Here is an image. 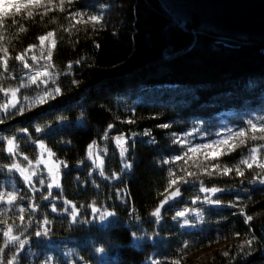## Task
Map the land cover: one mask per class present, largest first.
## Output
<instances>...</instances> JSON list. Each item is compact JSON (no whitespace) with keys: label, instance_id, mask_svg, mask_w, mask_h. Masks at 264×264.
<instances>
[{"label":"trees","instance_id":"trees-1","mask_svg":"<svg viewBox=\"0 0 264 264\" xmlns=\"http://www.w3.org/2000/svg\"><path fill=\"white\" fill-rule=\"evenodd\" d=\"M65 7L103 14V27L97 25L93 30L90 23L77 24L66 12L55 11L43 18L37 15L21 20L25 32L10 22L0 29V47L9 50L8 75L20 77L28 72L15 57L38 44V37L48 31L68 34L75 46L83 44L86 63L80 73H59L63 94L50 104L23 115L0 114L4 121L0 136L20 137V155L14 159L7 156L6 140L0 143V182L8 183L12 176L17 195L27 197L14 206L0 203V229L5 230L8 223L19 224L20 206L26 208L27 223V206L39 205L31 213L33 222L27 230L15 232L28 241L17 253L19 264H171L185 243L189 247L179 253L181 264H264L261 173L241 166L243 176L235 170L225 176H200L207 186L224 189L212 197L220 199V205L201 199L193 203L202 193L199 186L186 184L182 195L164 206L158 221L151 216L168 194L169 168L175 176L181 175L183 166L190 169L180 162L175 166L162 164L179 154L171 133L182 135L200 129L214 137L224 128L264 116V41L184 27L162 0H78ZM0 75H4L2 66ZM73 80L78 83L73 84ZM16 83L19 79L13 82L5 78L0 86L14 87ZM61 116L66 119L59 120ZM109 124L112 129H108ZM161 124L170 128H159ZM36 126L44 131L37 133ZM20 128H29V133L20 132ZM146 129L151 130L155 144L148 143ZM121 134L128 138L124 157L115 141ZM37 140L67 165L61 166L60 187L53 189L48 200L41 199L39 192L32 193L23 179L17 181L15 172L6 167L24 157L36 162L41 152L34 143ZM93 141L106 152L105 176L93 170L87 147ZM252 142L220 157V165L234 169L240 158L248 155L247 148L264 143ZM125 163L131 167L125 169ZM118 191L122 195L118 196ZM41 192L49 195L46 186ZM66 201L79 209L75 221L63 211V207H71ZM52 203L57 205L55 213L51 212ZM91 206L104 207L115 215L99 220ZM188 206L199 212L188 213V225H184V218L172 219ZM248 215L253 220L245 223ZM45 218L47 225H43ZM42 226L48 227L49 233L36 236L34 232ZM236 231L241 233L239 237ZM253 236V246L240 254L239 245ZM4 243L0 234V246ZM212 246L216 247L210 254L197 256L198 251ZM101 248L104 250L99 251ZM225 251L229 257L222 255Z\"/></svg>","mask_w":264,"mask_h":264},{"label":"snow or ice","instance_id":"snow-or-ice-1","mask_svg":"<svg viewBox=\"0 0 264 264\" xmlns=\"http://www.w3.org/2000/svg\"><path fill=\"white\" fill-rule=\"evenodd\" d=\"M74 3H78V0H0V29L7 28L9 22L12 26L18 27L20 32H25L26 28L21 23V20L28 19L32 20L37 15L41 18L48 15L50 12L59 11L61 13H67V17L70 20H73L75 23L91 24L93 30L96 29L97 25L103 27V14H91L82 11H72L69 8H66L65 5H73ZM74 26V25H73ZM70 31V30H68ZM54 33L52 31H48L45 35H40L38 37L41 43V57H37L36 55H32L30 59L33 61V64L30 65L25 59L24 54H18L15 59L20 61L23 64V68L28 69L23 76L17 77L14 75H8L9 69V50L5 47H0V66L3 68V74L0 75V85H2L3 80L5 78L11 79L15 82L19 79V83H16L14 87H5L0 86V93H2V99L5 101L4 103H0V114L7 113L9 115H23L27 111H31L34 108L43 106L45 104H50L51 101L57 99L58 96L63 94L62 88L59 86V73H56L52 70L53 66L49 63V60L52 56V52L49 49L47 52V58L43 56L44 53V42L48 40V38L52 37ZM2 39V37H0ZM52 46L55 47V41H51ZM35 47V45H30L29 49ZM99 47V45H96ZM27 51V50H26ZM43 60V63H41ZM76 63H80V61H76ZM68 68L71 69L72 65L69 64ZM73 84L78 83L73 80ZM33 91L34 95H28L26 93ZM59 120H65L66 117H59ZM4 121L0 119V123ZM129 123H133L134 121H128ZM159 128L168 129L170 128L169 124H161L158 125ZM113 125L109 124L108 129H112ZM20 132L29 133V128H20ZM35 131L37 133L43 132L44 129L40 126L35 127ZM248 131L252 132L251 136H248ZM257 131L260 135H256ZM132 136H135L136 133H132ZM144 135L148 136L150 139L148 143L155 144L156 140L152 136L151 130L146 129ZM171 136L174 137L172 140L173 145L178 146V153L167 160H163V165H171L175 166L177 162H180L184 165H189L191 161V166H194L197 171H187L185 176H175V172L172 168H169L168 171V194L164 196L162 200L159 201V206L155 208V210L151 213V216L156 218L158 221L162 216V209L166 204H169L171 201L182 195L181 188L186 184L196 185L199 184V192L205 193L203 200L204 202L210 205H220V199H213L208 193H219L224 191V189L219 187L208 188L204 186V182L200 180V176L204 175L209 178L214 177L215 175L225 176L229 175L235 170L236 175L243 176L244 171L242 167L248 170L255 168L264 171V160L259 158V154H264V143H258L255 146L247 148L248 155L242 156L238 163L233 167H229L227 164L221 166L219 163V158L224 155H229L231 152L235 151L237 148L241 146H247L249 140L252 141H264V116H256L248 119L246 122H243L242 126H237L236 128H226L220 132L214 134L201 132L200 129H193L192 132H185L183 135L179 133H171ZM194 136H205L207 140H202L201 142L194 143L193 139L190 137ZM108 137V133H105V138ZM234 138H239V144H234L228 147V151L225 152L223 149L225 146L229 145V142ZM6 140L7 143V156L10 159H14L19 156L20 153L17 150L19 148L18 141L20 137L16 135H11L8 137L0 136V143H3ZM27 137H25V141ZM115 141L117 146L119 147V155L124 157L128 151L127 148L122 147V143H126L127 141L124 138V135L121 134L115 137ZM34 143L39 144V148L42 152L46 149L45 144L42 141H34ZM96 142L93 141L87 147L89 149V157L91 158L95 153L91 150L95 147ZM46 154L48 159H37L35 164L32 163L31 160H28L27 157H24V160L27 162L29 167L25 169L21 167L20 163L13 162L7 165V171L9 172H18L19 175L23 178L24 183L31 189L32 193H40L41 199L48 200L51 196V193L54 188H59L60 184L58 182V177L60 175V168L63 165L67 167V165L63 161L52 162L51 157L55 155L50 149L46 150ZM197 154H202L203 160L200 161ZM44 165V170L46 171V176L42 173L40 169V165ZM103 165V161H101V166ZM2 166V165H0ZM125 169L131 167L130 164L125 163L123 165ZM185 170V169H181ZM103 175V173H101ZM175 176V178H171ZM35 178V180H34ZM118 178V177H113ZM260 179V177H257ZM260 182L264 184V179H260ZM36 184H39L41 187L37 188ZM179 185V186H178ZM46 186L48 191L47 196L43 195L41 189ZM5 195H7L6 204L9 206H14L15 203H18L20 200H23L27 197L18 196L15 191H10L5 194V192L0 191V202L5 201ZM117 195H122L119 191ZM201 199L200 196H196L193 200V203H196ZM65 205H70L71 207H63V211L68 213L73 221H75L79 215L78 207L73 204L71 201H66ZM39 205L37 203H30L27 206V210L30 214L28 222L25 223V206H20L18 208L19 216V224L8 223L6 230L0 229V234H2V238H4V246H0V264H19L17 253L20 250L24 249L27 244V239L22 238V236L13 235V231H20L21 229L27 230V228L33 222L31 218V213H34L38 209ZM57 205L55 203L51 204V212H57ZM91 212L97 214L100 220H105L107 217H111L115 215L112 211H104L102 212L96 206H91ZM194 212L199 215V212L195 208H184L182 211H177L175 215L172 217L173 220L178 218H184V225H188L190 223L189 219H187L188 213ZM253 217L248 215L246 216L245 223L251 222ZM4 223H7L6 221ZM49 221L47 218L43 221V225H47ZM50 229L46 226L40 227L39 230H36L34 234L36 236L47 235ZM236 237H239L241 233L236 231ZM135 236V233L132 234ZM219 238V237H217ZM255 237L249 238L243 241L238 248L240 254H245L246 249H250L255 241ZM14 246V248L12 247ZM189 247L188 243H185L180 250H178L177 258L171 260V264H181V260L183 256L179 255L180 252H183ZM104 249H99V251H103ZM9 252L11 254L9 255ZM224 257H229L230 253L225 251L222 253ZM46 264H50V262H46ZM153 264H162L161 261H153Z\"/></svg>","mask_w":264,"mask_h":264},{"label":"water","instance_id":"water-1","mask_svg":"<svg viewBox=\"0 0 264 264\" xmlns=\"http://www.w3.org/2000/svg\"><path fill=\"white\" fill-rule=\"evenodd\" d=\"M162 2L182 26L194 31H211L240 39L264 41V0H162Z\"/></svg>","mask_w":264,"mask_h":264},{"label":"rangeland","instance_id":"rangeland-1","mask_svg":"<svg viewBox=\"0 0 264 264\" xmlns=\"http://www.w3.org/2000/svg\"><path fill=\"white\" fill-rule=\"evenodd\" d=\"M53 33H54V35L52 37L48 38V40H46L44 42V45H43V48H44L43 56L45 58H47V52H48L49 49L52 52V56H51V58L49 60V63L53 66L52 70L55 71L56 73H60V72L63 71L66 74H67L68 71H70L72 73H80V72H82L86 68V63H85V59H84V45L83 44H79V45H76V46L73 45V43H71V38H70V36L68 34L61 35V34H58L57 32H53ZM53 40L55 41V47H53L52 43H51V41H53ZM40 49H41L40 41L38 42V44L35 45V47H33L31 49H29V48L27 49V51L24 54V56H25V59H27V61H28V63L30 65L33 64V61L30 59V57L32 55H36L37 57H41V50ZM76 61H80V63H76ZM41 63H43V60H41ZM69 64L72 65L71 69L68 68ZM0 101H3V103L5 102L2 99V96L0 98ZM227 128H236V127H227ZM224 129H226V128H224ZM224 129H222V130H224ZM259 134L260 133L257 131L256 135H259ZM247 135L251 136L252 132L248 131ZM124 138H125V140L127 142L126 143H122L121 146L125 147V148H128V138L125 135H124ZM212 138H215V136L212 137ZM190 139H193V142L197 143V142H201L202 140L206 141L207 137H205V136H194V137H190ZM249 141L252 142V140H249ZM257 141H259V140H257ZM252 143H255V142H252ZM234 144H239V138H234L232 141L229 142L228 146H225V148L223 150L225 152H227L228 151V147H230V146H232ZM250 147H252V146H250ZM91 151L93 153H95V155H93L90 158V160L92 161V164H93V170L95 172H97L98 174H100V175H101V173H103L102 176H105L103 167H104V163H105L106 152H105L104 148L101 147L100 145L96 144L95 147ZM197 155H198L199 160L202 161L203 160L202 154H197ZM41 158L48 159L47 154H46V149L43 152L41 150V152H40V154L38 156V159H41ZM259 158L261 160H264V154H259ZM51 160L54 163L59 162V160H57L54 156L51 157ZM101 161H103V165L102 166H101ZM15 162L16 163H20L21 167H24L25 169H27L29 167V165L27 164V162L25 160L18 159ZM32 163L35 164V162H32ZM39 167H40L42 173L46 176V171L44 170V165L41 164ZM188 167L190 169H192V172L197 171V169L194 166H191V163L188 165ZM61 168H60V175L58 177L59 184L61 182ZM181 169H185V170H181V175L180 176H185L186 172L190 171V169H188L185 166L181 167ZM251 170L252 171H256L257 173H261V175H262L261 178L264 179V171H261L260 169L255 168V167L253 169H251ZM15 174L17 175V181H18L19 177L22 178L19 175L18 172H15ZM202 176L203 175H201V177ZM1 179H2V177H0V181H1ZM34 180H35V178H34ZM7 181H8V183L5 182L4 184H2V182H0V191L5 192V194H7V192H10V191H15L16 194H18V189H17V187L14 184L15 179L12 176H10ZM4 185H7L8 188L5 187ZM196 185L200 186L199 184H196ZM204 186H206L208 188H213V187L207 186L206 184H204ZM40 187L41 186H38L37 188H40ZM215 194L216 193H208L207 195H210L211 197H213V196H215ZM204 195H205V193H202V198H201L202 201H204L203 200ZM6 200H7V195H5V201L4 202H6ZM0 203H2V202H0ZM97 208H99L102 212L108 211L104 207H97ZM187 208H193V207L192 206L191 207L188 206ZM95 215L98 216L97 214H95ZM98 218H99V216H98ZM6 228H7V225L5 226V230H6ZM15 232L16 231L14 230L12 234L16 235ZM216 246H218V245H216ZM216 246H212V247H209V248L202 249V250L198 251L197 252L198 253L197 256L210 254L211 251Z\"/></svg>","mask_w":264,"mask_h":264}]
</instances>
